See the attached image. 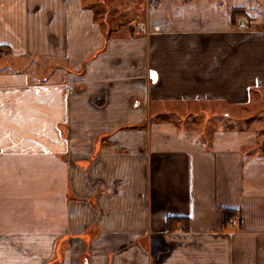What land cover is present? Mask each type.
<instances>
[{
    "label": "crops",
    "instance_id": "obj_1",
    "mask_svg": "<svg viewBox=\"0 0 264 264\" xmlns=\"http://www.w3.org/2000/svg\"><path fill=\"white\" fill-rule=\"evenodd\" d=\"M100 1L0 0V264H264V157L182 127L264 93V0Z\"/></svg>",
    "mask_w": 264,
    "mask_h": 264
},
{
    "label": "rangeland",
    "instance_id": "obj_2",
    "mask_svg": "<svg viewBox=\"0 0 264 264\" xmlns=\"http://www.w3.org/2000/svg\"><path fill=\"white\" fill-rule=\"evenodd\" d=\"M105 1L107 0H101L100 4H104ZM133 1L137 2V4L144 2L143 4L145 7H149L152 3L151 0H125L122 5L128 7ZM86 4L90 5L91 0H86ZM255 5L259 4L256 3ZM119 9L120 8L117 5L116 10L119 11ZM237 15L239 16L240 14ZM235 20L236 18H234V21ZM242 20H238L237 28L239 30L250 29V25L245 21V19ZM111 22L112 24H115V26L119 27V22H121V20ZM241 22L245 23L244 28L240 26ZM203 119L204 118L201 116L187 119L185 122L186 124L182 125V127L188 135L197 137L200 142H207L214 137L220 138L221 134L231 135L232 137L234 136L233 139L242 136L244 141H248L245 145L247 148L249 147L250 149L253 147L254 152H259V154L264 157V93L260 94L258 97L253 96L249 106L233 109L231 110L230 115H226L214 123L209 122L211 120L204 123Z\"/></svg>",
    "mask_w": 264,
    "mask_h": 264
},
{
    "label": "trees",
    "instance_id": "obj_3",
    "mask_svg": "<svg viewBox=\"0 0 264 264\" xmlns=\"http://www.w3.org/2000/svg\"><path fill=\"white\" fill-rule=\"evenodd\" d=\"M241 13H243L242 9H233V11H232L233 20L237 14H241ZM221 211H222V221H223L224 225L226 224V221L228 220V218H231V217L237 215L236 209L223 208Z\"/></svg>",
    "mask_w": 264,
    "mask_h": 264
},
{
    "label": "water",
    "instance_id": "obj_4",
    "mask_svg": "<svg viewBox=\"0 0 264 264\" xmlns=\"http://www.w3.org/2000/svg\"><path fill=\"white\" fill-rule=\"evenodd\" d=\"M153 73L155 74V76H153ZM150 76H151V78H152V80H153L154 82L157 81V73H156V72L151 71V72H150Z\"/></svg>",
    "mask_w": 264,
    "mask_h": 264
},
{
    "label": "built area",
    "instance_id": "obj_5",
    "mask_svg": "<svg viewBox=\"0 0 264 264\" xmlns=\"http://www.w3.org/2000/svg\"><path fill=\"white\" fill-rule=\"evenodd\" d=\"M240 26H241L242 28H244V27H245V23L241 22V23H240Z\"/></svg>",
    "mask_w": 264,
    "mask_h": 264
},
{
    "label": "snow or ice",
    "instance_id": "obj_6",
    "mask_svg": "<svg viewBox=\"0 0 264 264\" xmlns=\"http://www.w3.org/2000/svg\"><path fill=\"white\" fill-rule=\"evenodd\" d=\"M153 76H155V74L153 73Z\"/></svg>",
    "mask_w": 264,
    "mask_h": 264
}]
</instances>
